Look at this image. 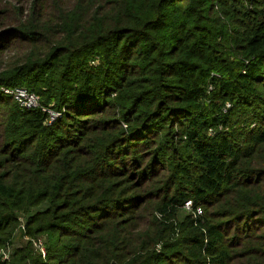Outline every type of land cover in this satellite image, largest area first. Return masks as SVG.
<instances>
[{
	"label": "trees",
	"instance_id": "1",
	"mask_svg": "<svg viewBox=\"0 0 264 264\" xmlns=\"http://www.w3.org/2000/svg\"><path fill=\"white\" fill-rule=\"evenodd\" d=\"M98 2L0 20L1 264H264V0Z\"/></svg>",
	"mask_w": 264,
	"mask_h": 264
},
{
	"label": "rangeland",
	"instance_id": "2",
	"mask_svg": "<svg viewBox=\"0 0 264 264\" xmlns=\"http://www.w3.org/2000/svg\"><path fill=\"white\" fill-rule=\"evenodd\" d=\"M39 1L40 3L48 6L46 7V10L49 13H47V11L44 9L43 12H45V14L47 15L42 16V19L40 15L36 13L32 8L36 4L37 0H20V1L0 0V10H4L0 16L1 23L2 24L11 23L15 20L25 18V20H27L28 23H30L31 21V24L33 25L34 29H39L40 28L39 25H34V24H39L38 22H43L45 18H48L50 20H53L54 22H57V16H59V13L63 11V8L70 11L69 13H67L68 15L76 14V13L78 14L80 12V9L78 7L80 6L81 3H86L90 6H93V4L97 2V0H39ZM100 2L101 0H99L98 4ZM7 13H9L7 18L2 16L3 14H7ZM18 53L19 52L16 49L8 50L4 53L5 59L9 60L11 58H14L18 55ZM60 118L62 117L58 116L57 118H55V120L60 119ZM144 213L145 212H143L142 214ZM18 221L19 222L17 223V226L12 231L13 235L11 236V239L9 240V242H11L10 245H12L11 254H13L15 247L22 246L24 243L32 239V237H29V234H27V231H26L27 226H26L24 217H19ZM109 231H111L110 227L104 228L97 234V239L104 240L108 238L107 236H108ZM32 240H33V244L35 245L36 240L35 239H32ZM39 240H42L45 246L44 236H41ZM9 242L7 244H9ZM6 245L0 247V249L5 247ZM35 248L37 249L36 245H35ZM10 260L11 258L8 261Z\"/></svg>",
	"mask_w": 264,
	"mask_h": 264
},
{
	"label": "built area",
	"instance_id": "3",
	"mask_svg": "<svg viewBox=\"0 0 264 264\" xmlns=\"http://www.w3.org/2000/svg\"><path fill=\"white\" fill-rule=\"evenodd\" d=\"M3 91L6 94L14 96L16 101L21 107L25 108H39L41 107V102L39 96L29 91L25 87H14V88H3ZM43 110L49 112V122H52L58 116H61L60 112H57L51 108L43 107ZM186 208H191V201H187L185 203ZM198 212L201 213V208H198ZM36 247L42 252V254L46 255V249L42 242V240H36ZM12 253V245L7 244L5 247L0 249V264L2 262L8 261L11 258Z\"/></svg>",
	"mask_w": 264,
	"mask_h": 264
}]
</instances>
